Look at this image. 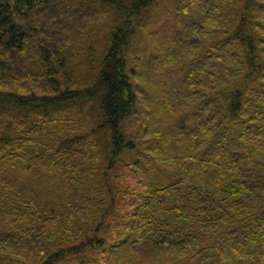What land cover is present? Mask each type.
Wrapping results in <instances>:
<instances>
[{"label": "trees", "instance_id": "obj_1", "mask_svg": "<svg viewBox=\"0 0 264 264\" xmlns=\"http://www.w3.org/2000/svg\"><path fill=\"white\" fill-rule=\"evenodd\" d=\"M156 1L0 0V264H106L116 239L128 264H264V0H186L165 111L192 127L149 152L124 123Z\"/></svg>", "mask_w": 264, "mask_h": 264}, {"label": "rangeland", "instance_id": "obj_2", "mask_svg": "<svg viewBox=\"0 0 264 264\" xmlns=\"http://www.w3.org/2000/svg\"><path fill=\"white\" fill-rule=\"evenodd\" d=\"M186 0H157L151 15L139 29L130 50V71L138 94L137 106L125 120L127 133L139 143L142 151L153 152L154 144L161 142L158 134L180 132L185 141L192 127V110L166 112L165 95L180 84L184 71L180 62L170 59L171 43L177 33L176 16ZM169 108V107H168ZM127 241L115 240L107 249L106 264H128ZM181 261L193 264L195 259H164L168 264Z\"/></svg>", "mask_w": 264, "mask_h": 264}]
</instances>
